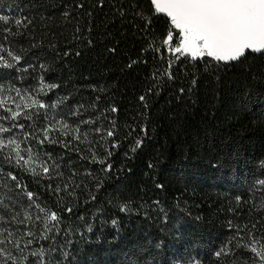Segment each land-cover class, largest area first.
I'll use <instances>...</instances> for the list:
<instances>
[{"label": "trees", "instance_id": "trees-1", "mask_svg": "<svg viewBox=\"0 0 264 264\" xmlns=\"http://www.w3.org/2000/svg\"><path fill=\"white\" fill-rule=\"evenodd\" d=\"M0 16V264H264V53L177 61L150 0Z\"/></svg>", "mask_w": 264, "mask_h": 264}, {"label": "snow or ice", "instance_id": "snow-or-ice-1", "mask_svg": "<svg viewBox=\"0 0 264 264\" xmlns=\"http://www.w3.org/2000/svg\"><path fill=\"white\" fill-rule=\"evenodd\" d=\"M150 3L154 6L155 13L164 14L170 21L171 30L159 46H167L168 52L178 54L175 55L177 61L185 62L190 58L192 62L204 61L205 64L215 62L218 65L238 62L249 53H264V0H150ZM0 21L7 23L8 17L0 16ZM15 24L21 25V20H15ZM173 32L178 33L175 45ZM89 43L91 42L89 41ZM151 50L156 52L157 47H153ZM181 58L184 59L181 60ZM14 59L19 60L20 57H14ZM162 59L170 67L171 60L167 57H162ZM4 66L12 67L13 65L6 64ZM43 67L41 65V68ZM166 74L171 78L170 73L166 72ZM41 83L43 84V81ZM56 87H58L56 84H43L40 90L46 91ZM3 91V86H0V92ZM17 94H19V90H17ZM140 99L143 101L144 96H141ZM2 103L3 101L0 100V104ZM32 103L36 104L37 101L33 100ZM40 107L43 108L45 105L40 104ZM8 111L11 112V109ZM111 111L115 112L117 109L112 108ZM18 115V111L11 112V119L15 120ZM87 123H95V121H87ZM19 127L23 128L24 125L21 124ZM49 130L50 128H46L42 131V136L45 139L39 140V144L45 143L49 137ZM94 131L99 133L101 130L97 126ZM0 132L7 133L9 129L0 127ZM106 135L112 137L114 133L108 130ZM48 142L55 143L56 141L48 140ZM9 143L13 142L9 141ZM2 145L3 141L0 140V146ZM137 145L139 146L140 142H137ZM14 146L19 148V145ZM65 146L67 147V145ZM30 153L29 149V155ZM108 155H111V152ZM16 156V164L20 165L19 152L16 153ZM99 163L105 164V161L101 160ZM110 168L111 165H106V170H110ZM32 172L33 175H38L34 169ZM43 172L48 173L49 168L44 167ZM12 179L15 180L16 177H12ZM31 195L32 193L29 192L28 196L31 197ZM69 211L71 210L69 209ZM50 219L53 221L57 219L55 213ZM251 251L256 253L257 250L253 247ZM257 255L261 261H264V252L257 253Z\"/></svg>", "mask_w": 264, "mask_h": 264}]
</instances>
